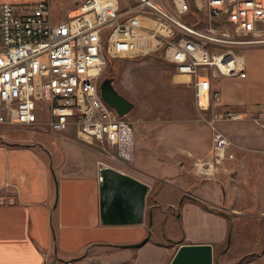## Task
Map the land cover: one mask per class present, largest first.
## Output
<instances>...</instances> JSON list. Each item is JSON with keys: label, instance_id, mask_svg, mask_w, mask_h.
I'll list each match as a JSON object with an SVG mask.
<instances>
[{"label": "built area", "instance_id": "2783aa9c", "mask_svg": "<svg viewBox=\"0 0 264 264\" xmlns=\"http://www.w3.org/2000/svg\"><path fill=\"white\" fill-rule=\"evenodd\" d=\"M249 35H264V0H84L60 22L52 21L48 0L22 13L0 2V124L51 134L74 127L82 141L97 143L127 166L135 157L132 123L100 88L110 61L161 50L207 111L222 100L213 78L247 76L245 55L233 47L241 45L236 36ZM215 117L238 121L248 115ZM256 121L264 128V119ZM213 130L214 162L197 163L212 168L200 170L203 176L234 157L228 136ZM45 257L55 264L49 253Z\"/></svg>", "mask_w": 264, "mask_h": 264}, {"label": "crops", "instance_id": "0c3cea01", "mask_svg": "<svg viewBox=\"0 0 264 264\" xmlns=\"http://www.w3.org/2000/svg\"><path fill=\"white\" fill-rule=\"evenodd\" d=\"M262 42H259L262 46L248 48L243 53L246 59L245 78H213L214 87L220 90L222 100L207 111H234L248 115L243 120L217 123L218 128L232 142L228 153H232L234 157L227 158L222 166L219 165L214 177L205 178L200 173V170L211 172V167H196L198 161L214 162L213 130L199 120L201 110L198 105L190 106L188 115L173 125L161 122V125L153 126L146 120L147 135L139 136L136 141L134 137L133 163L136 165L128 166V169L110 166L149 186L145 215L140 223L103 222L100 171L105 163L103 155L95 147L82 146L87 153L94 155L93 159L70 169L67 160L61 161L54 157L55 150L49 141H41L42 146L39 149L35 145L39 143V139L34 141L30 138L19 142L0 135V264H46L47 253L55 264H96L100 260L103 264L152 263L145 256L144 248L150 240V236H146L151 232V211H158L159 194L164 192L161 182L174 187L175 192L182 195L183 202H187L188 211L196 208L194 205L208 202L206 198L215 194H218V203H222L217 208L224 211L229 209L226 207L227 198L223 201L220 193L221 188L226 191L227 184L222 185L215 179L236 172L240 162L243 166L257 156L264 157V129L256 121L264 119V41ZM179 76L182 75H174L170 81L172 86L178 88L176 93L181 95L182 88L185 87L181 83L187 78ZM222 123L234 125L225 126ZM9 128L11 127L0 126L3 130ZM203 130L209 131L208 137L205 138ZM43 134L46 133L37 135ZM47 134L61 139L63 144L80 145V142L69 137L67 131ZM174 135L178 137L173 138ZM55 173L60 179V186L55 181ZM212 183L217 186H212ZM157 189L159 194L156 195L154 193ZM242 201H246L245 197H242ZM231 210L241 214L234 206ZM245 215L253 217L254 213ZM204 221L217 225L218 229L210 232L215 237L214 241L179 242L176 251L181 244L186 243H210L215 251L216 245L224 246L225 238L230 235L229 222L233 228L248 225L250 222ZM242 234L243 240L248 237L245 230ZM146 238L148 240L143 242ZM112 244L121 245L125 249L141 248L135 249L136 253L129 250L118 253L100 250L90 254L95 246ZM134 244L136 245L129 246ZM176 251L167 264L171 262Z\"/></svg>", "mask_w": 264, "mask_h": 264}, {"label": "rangeland", "instance_id": "374dc122", "mask_svg": "<svg viewBox=\"0 0 264 264\" xmlns=\"http://www.w3.org/2000/svg\"><path fill=\"white\" fill-rule=\"evenodd\" d=\"M38 1L40 0H5V2L15 6L19 13L29 11ZM48 1L50 3L52 21L60 22L67 17L68 12L77 3H81L84 0ZM122 7L124 9L127 8V3H122ZM235 39L240 41L241 45L234 46V50L243 54L248 48L262 46L263 42L254 44L251 42L256 40L264 41V35L236 36ZM174 75H177L176 70L164 60L161 50L136 59L114 60L104 73L102 80L113 78L115 89L135 105L126 115V118L132 123L135 141L139 136L147 135L145 133L146 120L153 126L161 125V122L173 125L174 122L182 121L184 116L188 115L190 106L198 105L195 104L196 97L193 95L195 90L191 84L181 83L185 87L182 88L181 95L176 93L178 88L174 87V85L172 86L170 81ZM41 116L45 117V114L41 113ZM199 120L208 124L212 130L213 125L219 129L217 123L224 121L216 119L213 110H201ZM222 124L225 126L234 125V123ZM4 126L6 127V125ZM37 134L24 127H11L7 130L0 129V135H6L19 142L30 138H33L34 141L39 139V143L35 144L39 149L42 146L41 141L51 142L56 154L54 157L60 158L61 161L67 160V163H69L68 168L70 169H73L72 167L77 164H81L84 161L89 162V159H93L94 155L87 153L82 146L95 147L103 155L104 165L117 166L119 169H128V166L134 167L136 165L133 162L128 163L127 166L116 164L107 157V153L97 143L90 145V143L80 140L74 127L68 130L67 134L78 143L80 142L81 146L63 144L61 139L47 133L43 135ZM203 134L206 138L209 135V131L203 130ZM172 137L177 138L178 136L174 135ZM239 165V169H236V172L231 175L215 179L222 185L227 184L226 191L220 187V193L223 201L227 198L226 207L230 210L226 209L224 211L217 208L222 203H218V194H215V196L206 198L208 202L204 201L201 205H194L196 208L194 207L188 211L186 210L187 202H183L182 195L176 193L174 187L164 185L161 182V189H164V192L159 194L158 189L155 190L154 194H159L158 203L160 207L158 211L154 209L151 211V232L146 236H150V240L149 244L144 248L145 256L152 262L150 264H167L176 251L179 242L194 240L214 241L215 237L210 232L216 231L218 229L217 225L204 220H250L248 225L241 226L242 229L239 225L233 228L232 223L229 222L228 230L230 235L225 238L224 246L216 245L214 264H264V157L257 156L253 161L245 163L243 166L240 162ZM197 168L200 169L199 166ZM55 176L60 186V179L56 173ZM203 177L212 178L214 175ZM212 186L217 185L212 183ZM242 197H245L246 201H242ZM233 206L241 211L240 215L238 212H231ZM153 210L155 215H153ZM247 213H254V216L247 217L245 215ZM244 230L245 235L248 237L246 236L247 238L243 240L244 234L242 233H244ZM139 248L141 247L125 249L121 245H100L93 247V251L90 254L100 250L117 253L129 250L136 253ZM96 264L103 263L100 260Z\"/></svg>", "mask_w": 264, "mask_h": 264}, {"label": "water", "instance_id": "95a60500", "mask_svg": "<svg viewBox=\"0 0 264 264\" xmlns=\"http://www.w3.org/2000/svg\"><path fill=\"white\" fill-rule=\"evenodd\" d=\"M103 99L122 117L134 108V103L120 94L113 78L100 85ZM101 176V212L104 223H140L145 215V200L149 186L108 165H103ZM57 183V179L55 176ZM146 238L143 242H146ZM129 245V246H135ZM169 264H214V247L205 244H181Z\"/></svg>", "mask_w": 264, "mask_h": 264}, {"label": "trees", "instance_id": "16d2710c", "mask_svg": "<svg viewBox=\"0 0 264 264\" xmlns=\"http://www.w3.org/2000/svg\"><path fill=\"white\" fill-rule=\"evenodd\" d=\"M113 62H114V60H111V61H110V65H111Z\"/></svg>", "mask_w": 264, "mask_h": 264}, {"label": "bare ground", "instance_id": "6f19581e", "mask_svg": "<svg viewBox=\"0 0 264 264\" xmlns=\"http://www.w3.org/2000/svg\"><path fill=\"white\" fill-rule=\"evenodd\" d=\"M179 77H182V76H179ZM186 77V76H185ZM187 78V77H186ZM206 101L205 100H203V103H205Z\"/></svg>", "mask_w": 264, "mask_h": 264}, {"label": "flooded vegetation", "instance_id": "af4514ba", "mask_svg": "<svg viewBox=\"0 0 264 264\" xmlns=\"http://www.w3.org/2000/svg\"><path fill=\"white\" fill-rule=\"evenodd\" d=\"M151 218V217H150Z\"/></svg>", "mask_w": 264, "mask_h": 264}]
</instances>
